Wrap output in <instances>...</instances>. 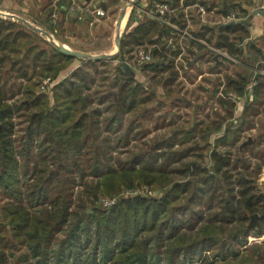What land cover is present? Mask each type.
<instances>
[{
    "label": "trees",
    "instance_id": "obj_1",
    "mask_svg": "<svg viewBox=\"0 0 264 264\" xmlns=\"http://www.w3.org/2000/svg\"><path fill=\"white\" fill-rule=\"evenodd\" d=\"M187 3L183 1L182 8ZM155 4L169 5L174 12L166 17L180 29L185 27L179 0H149V5ZM196 6L206 8L204 1ZM231 7L240 10L239 22L225 28L204 25L198 38L230 56L244 57L246 64L262 62L257 65L264 68V56L250 42L248 24L242 23L245 12ZM37 36L24 25L0 18V195L7 198L0 207V264H96L99 248L106 258L103 264H150V257L160 253L166 264H187L195 253L209 252L213 259L205 256L199 264H264V241L259 240L264 237V190L254 182L262 165L253 167L249 159L253 143L249 148L240 146L241 136L254 125L264 105V76L258 68L248 75H225V83L214 80L213 95L221 86L220 91L237 98L247 94L235 125L227 123L223 131L225 117L206 115L176 126L168 137L143 142L144 147L114 157L116 147L108 143V136L123 130L118 148L136 140L133 130L142 128V121H134L136 110L140 117H148L154 99L161 105L166 100L175 106L182 101L180 91L172 97L170 86L180 76L179 69L185 70L184 64H175V57L186 43L166 25L145 20L121 44L125 61V53H132L135 46L145 42L153 46L151 61L140 70L144 75L152 72V79L162 78L167 96L161 97L144 90L123 68L108 75L104 61L82 62L62 78L76 58ZM196 45L205 49L192 41ZM184 50L183 63L201 59L200 51ZM97 77L110 84L91 95ZM44 78L53 84L47 87L48 94L39 90ZM253 82L249 93L247 87ZM18 94L23 96L19 102ZM232 100L218 97L223 108H233ZM24 122L20 129L18 123ZM16 130L23 134L17 137ZM221 131L217 146H211L210 136ZM233 147L235 153L230 151ZM258 154L264 158V150ZM78 179L80 189L74 194ZM143 186L162 190V197L121 195ZM100 194L115 199L114 204L105 210L93 206ZM254 214L259 218L250 227ZM180 222L185 232L164 245V233L176 232ZM83 236L85 244L92 245L86 256L79 250Z\"/></svg>",
    "mask_w": 264,
    "mask_h": 264
},
{
    "label": "rangeland",
    "instance_id": "obj_2",
    "mask_svg": "<svg viewBox=\"0 0 264 264\" xmlns=\"http://www.w3.org/2000/svg\"><path fill=\"white\" fill-rule=\"evenodd\" d=\"M125 5V4H124ZM150 6V5H149ZM159 5L155 4L154 6H151V11L152 13L155 12V9L152 10V8H157ZM22 8V6L19 5L18 2L15 3H11V5L5 4L3 3V0L0 1V12H2L4 15H9V14H14L16 16L22 17L20 15V9ZM125 6L123 7L122 5H118L115 9H117V12L112 13L111 16H106V20L102 21L100 23V29L107 31L110 36V40H108V42H105L107 40H105V38L100 39L99 43L100 46L103 48V51H97L95 55H110L112 53V56H116L117 60H114V64L112 65H108L109 67H107L108 75L111 76V70L115 69L116 67H118V65L120 64L121 61H124L127 66L129 67V71H127V74L129 76H133L135 77L134 79L139 82L142 83L144 86V90H146L147 92H154L156 91L161 97L162 96H167L164 88L162 87L161 83L162 82V78H160V76L155 78H151L152 77V72H146V74H143V71H141L140 69L142 68V66L144 65L142 61H139L136 56L138 54V52L141 51V53L143 54H149L151 49H152V45L148 44L147 42H145L143 45H137L135 46L133 49L134 51L130 54H126L125 53V58L127 59L122 60L123 56L122 54H120L121 51V44L123 41H125L126 39V35L130 32H132L133 28L135 27V25L143 20H155L157 22H159L160 24H163L161 22V19H166L167 15H148L150 14L149 10L145 11L142 10V12L137 13V10L135 15H133V21L131 22V18H129V20L127 19L126 25L122 30V34L116 33V31H118V26L120 25V13L124 12V10H127L128 8L130 9V5H127V7L125 8ZM206 10V8H204ZM203 9V12H200L204 17H207V15L205 14V11ZM79 15H76L77 17H81L82 15H84V11H79L78 12ZM227 14L229 16H226L225 18H223V15H214L212 21L210 20H205L204 23L205 25L208 26H213L215 24L220 23H227L230 21H235L236 23L240 21L239 18L237 17H242L239 15H242L240 10L238 8L233 9V7L228 8L227 10ZM104 15H106V13H104ZM103 16V15H102ZM2 19L5 20H12L15 21L13 19L8 18L7 16H2ZM24 19V18H23ZM186 19V24L188 21V15L185 16ZM26 20V19H25ZM28 21V20H27ZM16 22V21H15ZM29 22V21H28ZM33 26L37 27L34 23H31ZM176 28L174 29L171 26H167L168 28H170L179 39H182V41L184 43H186V39H188V37H186V34H183L182 29H180L176 24H173ZM26 27V26H25ZM39 28V27H38ZM42 28V27H41ZM41 32H37L36 34L38 35V40L41 42H45V38L42 35V32H45V30L41 29ZM29 29V28H28ZM179 30V31H178ZM32 31V30H31ZM181 31V32H180ZM35 32V31H34ZM49 34V33H48ZM118 34V35H116ZM50 35V34H49ZM53 35V34H52ZM51 36V35H50ZM52 37V36H51ZM53 38V37H52ZM54 39V38H53ZM119 39V42L117 41ZM45 40V41H44ZM251 42V38L249 39ZM129 41V40H128ZM202 45V43H199ZM183 45V44H182ZM187 44H185V46L183 45V49L180 55H178L177 57H175V64L180 65V64H184L186 65L184 62V55H185V49H187L186 47ZM238 45V44H236ZM212 47V46H210ZM111 51H108L110 50ZM219 50V49H217ZM145 51V52H144ZM193 51H200V53H204L205 50H200L199 47L196 45L193 49ZM208 51V50H207ZM205 52L206 54H208L209 56L211 55H216L210 48V52ZM223 52H225L226 57L223 58V63H224V70L223 72H221L218 75H213V80H215L217 82V80H222L223 83H225V75H231V73L235 72L238 73L240 71H242L245 75H248L249 73H251V69H247L246 64L243 65L244 63H247V59H245L244 57H235V56H230L225 50H221ZM107 52V53H104ZM248 54H245V57H247ZM108 58L110 56H107ZM115 58V57H114ZM112 58V59H114ZM109 60V59H108ZM85 61L82 59H78L76 58L75 60V65H79L80 62ZM188 61H190L188 59ZM116 62V63H115ZM191 62V61H190ZM262 63V62H261ZM256 64V63H255ZM74 65V66H75ZM106 66V65H105ZM200 66V65H199ZM202 66V65H201ZM77 69V68H76ZM75 69V70H76ZM100 70L105 69V67H100ZM132 70V71H131ZM180 71V76L177 78V80H175L174 86H170L171 89L174 90V93H172V97H177L176 96V92L180 91L178 93L179 97L183 98L182 101H178V105L175 106L173 105L172 101L168 102L169 100H166L165 103H167L166 105H161V102H158V100L154 99L152 104H150L152 107V111L149 113V116L147 117L146 115H142L139 114V110H136V113L133 114L134 115V121H142V128H135L133 130V133H135L136 136V140H132L128 145H126L125 147H121L118 148V138H120L123 130H120L119 132H117L116 134H111L108 137V143H110L111 145L115 146L116 148H113L112 150V156H116L120 151H126L128 149H133L136 147H144V143H151L154 139H162L165 137L170 136L169 133H171L170 131H172L176 126H187L188 122L190 124L191 122H195V121H199V119L205 118L206 115H209L210 118L215 117L216 114L220 115V120L223 119V117H225L224 121L222 122L223 125V131L225 129V125H227V123H231L233 125H235L237 123V120L240 119V117H242V112L244 109V103L246 100V95L242 98L239 97L236 105L233 106V108L231 109H227L221 107L219 101H218V97L220 98H225V100H231L233 96V99L237 98L236 95H234L232 92H225L223 93L222 88L223 86H221L218 90V92L216 94L213 95L211 91V89L214 87V85L216 84V82H213L211 84H209V88L208 90H203L201 88V85L205 86L206 82L203 80H199V81H191V77L186 74L187 76H183V72L181 69H179ZM256 71H260V70H256ZM230 73V74H229ZM182 75V76H181ZM111 78V77H110ZM48 78H44L41 80L40 83V87L39 90L41 91V93H46L48 94V90L47 87L48 86H52L53 84L51 83V81ZM159 81V82H158ZM110 84V80H104V81H100V78H96V81L91 85V87H93L94 89L90 90V94L92 95V93H94L96 90H101L103 91L104 89H107L108 86ZM173 85V84H171ZM209 93V94H208ZM233 94V95H232ZM15 98L18 100H21L23 98V96L21 94H18L15 96ZM233 101V100H232ZM9 103H12V100L8 101ZM164 102V101H163ZM94 107V104L91 105V108ZM259 109H261L262 111H264V105H262V107H260ZM151 115V117H150ZM261 115V112H260ZM230 119V120H229ZM14 120H16L14 118ZM227 120H229L230 122H226ZM18 121V120H17ZM101 121V120H100ZM264 118H261L260 120H254V125L250 126L249 129H246L243 133V135L241 136L240 139V146L241 148L247 146L248 148L251 147V142L253 143V153L252 155L249 157L252 166L254 167L256 164H261V172L256 176L254 182L256 183V185L259 188H262V190H264V158L262 156H260L259 154L257 155V152H262L264 150V138H263V134L264 130L260 131L258 129H264ZM261 125V126H260ZM18 126L20 127V129H22V127H25V122L19 124ZM98 129H101V131H103L104 129V125L103 124H99ZM17 129V128H16ZM223 131L218 132L216 134H213L210 136L209 141L211 143V146H213L219 139V136L223 133ZM18 132V133H17ZM23 134V131L20 130H16L15 135H20ZM260 134V136H259ZM104 135V133H103ZM218 139V140H217ZM248 140H250L251 142H249L250 144H245L246 142H248ZM38 142V140H35V147H36V143ZM116 144V145H115ZM91 146H95L94 142H90ZM216 145V144H215ZM217 146V145H216ZM239 146V147H240ZM175 148H179V146H176ZM247 148L246 153H248L250 155V151ZM252 150V148H250ZM227 149L225 148V151ZM229 150V149H228ZM230 151H232L233 153H235V149L234 147L230 149ZM120 156H124V152H122V154H120ZM157 175V174H156ZM22 181V178H21ZM78 180H76V184L73 188L74 194H76V192L80 189L79 185L80 183L78 182ZM23 182V181H22ZM130 190V189H129ZM127 191V192H126ZM121 194L124 197H130L133 195H141V196H147L149 198H153V199H159L160 197H162L163 195V191L162 190H154L149 186H143L142 188H137L133 191H128L125 190L123 191ZM111 201L110 199H106L104 198V196L102 194L99 195V197L97 198V200L94 202L93 206L96 207H101L102 209H108L110 208L114 202L115 199L113 201V204L106 207L104 206V202L105 201ZM7 201V198L0 195V207H2L5 202ZM99 207V208H100ZM100 208V209H101ZM202 224V222L198 223L196 225V227L200 226ZM179 228L177 229L176 232L171 233L170 235L168 234V232L164 233V245L167 243L168 239L173 240L177 234L179 233H184L185 232V228L182 226L181 222L178 223ZM169 235V236H168ZM173 235V236H172ZM83 240L82 244L80 242L79 245V250L84 254V256H86L87 254H90V250L92 248V245L89 243V245L85 244V240H86V236H83V238H81ZM264 239V237L262 238ZM263 247H264V242H263ZM99 252L97 253V257H98V261L96 262V264H103V262H106V260H102V259H106V258H102V250L100 251V248L98 250ZM206 257H209L211 259H213V254L212 253H208V254H201V256L199 255V253H195L194 254V259L190 260L189 257L186 260L187 264H199L200 261ZM164 254L160 253L158 255H154V257H150V264H156V262H158V264H166V260H164ZM156 260V262L154 261ZM108 262V261H107Z\"/></svg>",
    "mask_w": 264,
    "mask_h": 264
},
{
    "label": "crops",
    "instance_id": "obj_3",
    "mask_svg": "<svg viewBox=\"0 0 264 264\" xmlns=\"http://www.w3.org/2000/svg\"><path fill=\"white\" fill-rule=\"evenodd\" d=\"M132 1L133 0H3V3L11 5V3L18 2L19 5L22 6V8L20 9V14L17 15L22 16V18L28 20L30 23H34L39 28L42 27L41 29L49 33L54 38V40L60 42L66 48L72 51L74 50L89 54L91 56H99L95 55L97 51H103V48L100 46L99 40L105 38V40H107L105 42H108V40L111 39L107 31L100 29V23L106 20V16H111L114 12L116 13L117 9L115 8L118 5L123 4V7L125 6L126 8L127 5H129V3H131ZM183 1H187L188 3L182 8ZM200 1H204L206 7V10L204 9V15H207V17H204L200 13L199 8L196 6L197 2ZM74 5H78L81 7V9H85L82 18L76 16L79 15L78 12L70 11V8ZM232 5L238 6L241 10H243V12H245L244 15L246 16L244 18L246 20L249 19L247 27L249 29L251 41L253 45L258 46L256 47L261 52V56H264V0H179V7L181 9L180 12L184 13V15H188L187 24L182 29L183 34H186V37H188V39H186V44L192 50L195 47L192 46V41L202 43V45L205 46L204 53L197 54V58L201 59L197 61L196 59H189L191 62L188 60L185 62V70L182 74L184 77L187 76L186 74H188L191 77L190 82H193L194 80H203V82L205 81L206 85H201V88L203 90H208V88L210 87L209 84L214 82L213 75H216L215 72H223L224 63L222 57L219 56V62L216 63L212 59L214 54L212 56H209L205 53L207 50V52H210V46L199 39L198 34L202 33V26L205 25V20L212 21L214 15H223V13H226L228 8ZM151 6L152 5L149 6V0H140L137 6L131 7L130 9L128 8L127 10H124V12H121L120 17L122 18L120 20V25L118 26V31H116V33H123L122 30L126 25L127 19L129 20V18H133V15H135L136 13L135 10L143 9L145 11L149 10L150 12ZM97 8L106 13V15L97 16L95 13V10ZM122 13H124L123 16L121 15ZM8 21L13 22L16 25H24L23 23L15 22L12 20ZM139 23H137L135 27ZM35 33L37 32L35 31ZM167 43L168 49L172 50L173 46L171 44V41L168 40ZM108 51H111V49ZM246 54H248V58L251 57L248 51H246ZM106 56L110 57H106L104 59L96 61H104L106 65L110 66L111 64H114V60L119 59L116 56L111 57L112 53L110 55L106 54ZM86 61L88 60L82 62ZM82 62H80L79 65H75V62L72 63L71 66H69V68L62 73V78L68 76L71 70L79 67ZM260 63H256L254 65L244 63L243 65L246 64L247 66L245 67H247V69L249 70L251 69L252 71L258 68L257 70H260V72H262L261 75L264 76V68L257 65ZM213 68H217V70L213 71ZM240 73L243 72L240 71ZM234 75L235 72L231 73V76ZM261 118H264V111L260 109L259 113L254 117V120L257 121ZM258 130L262 131L264 129ZM246 154L248 155V153ZM259 240L264 241V239L262 238Z\"/></svg>",
    "mask_w": 264,
    "mask_h": 264
},
{
    "label": "water",
    "instance_id": "obj_4",
    "mask_svg": "<svg viewBox=\"0 0 264 264\" xmlns=\"http://www.w3.org/2000/svg\"><path fill=\"white\" fill-rule=\"evenodd\" d=\"M140 0H133L131 3H129L130 7H134L138 5V2ZM122 16L124 15V13L121 14ZM2 16H7L10 19L15 20L16 22L19 23H23L24 25H26L27 27H29L30 29H32L33 31L36 32H41V30L38 27L33 26L30 22H28L27 20L23 19L22 17L16 16L14 14H9V15H4L2 12H0V17ZM122 17H120L121 20ZM249 20V19H248ZM242 21V23H248L249 21ZM236 24L235 21H230L227 23H221V24H216L215 27H220V28H225L231 25ZM43 37L45 38V40L50 43L57 51H59L62 54L74 57V58H80V59H84V60H88V61H96V60H101L106 58V55H99V56H91L89 54H85L79 51H72L68 48H66L64 45H62L60 42L54 40L47 32H42ZM119 42V39L117 40ZM212 59L217 63L219 62V56L218 55H214L212 57ZM119 68H123L126 72L129 71V67L127 66V64L124 61H121L120 64L118 65ZM249 142H251L250 140H248V142L244 143L245 144H249ZM259 218L258 214H254L250 217V222H249V226L253 227L256 225L257 220Z\"/></svg>",
    "mask_w": 264,
    "mask_h": 264
},
{
    "label": "built area",
    "instance_id": "obj_5",
    "mask_svg": "<svg viewBox=\"0 0 264 264\" xmlns=\"http://www.w3.org/2000/svg\"><path fill=\"white\" fill-rule=\"evenodd\" d=\"M85 11V9H81V7L80 6H78V5H74V6H72L71 8H70V11L71 12H79V11ZM142 10L143 9H138L137 10V13H140V12H142ZM199 11L200 12H203V9L201 8V7H199ZM174 12V9H171L170 7H169V5H167V4H161V5H159L157 8H156V10H155V12L154 13H152V12H150V14L151 15H157V16H159V15H169V14H172ZM95 13H96V15L97 16H102V15H104V12L102 11V10H100L99 8H97L96 10H95ZM161 22L164 24V25H167V26H171V27H173L174 29H176L177 30V28L173 25L174 23H172V22H170V19L169 18H167L166 17V19H161ZM179 31V30H178ZM181 32V31H180ZM211 48V50L216 54V55H218V56H222L223 58H225L226 57V54H225V52H223V51H220V50H217V49H215V48H213V47H210ZM145 52V51H144ZM136 58L139 60V61H142L143 62V64H146V63H149L150 61H151V58H150V56H149V54H143V53H141V51L140 52H138V54H137V56H136ZM262 72H260L259 71V74H261ZM49 81V80H48ZM254 84V82L253 83H250L249 84V86L247 87V91L249 92V93H251V89H252V85ZM251 90V91H250ZM247 95V94H246ZM232 97V99H233V96H231ZM234 101H235V103L237 102V100H238V98H234L233 99ZM113 201L114 200H111V201H105L104 202V206H106V207H108V206H110V205H112L113 204Z\"/></svg>",
    "mask_w": 264,
    "mask_h": 264
}]
</instances>
